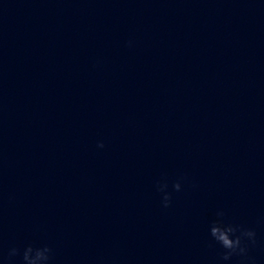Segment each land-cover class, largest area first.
Wrapping results in <instances>:
<instances>
[{"label":"clouds","instance_id":"obj_1","mask_svg":"<svg viewBox=\"0 0 264 264\" xmlns=\"http://www.w3.org/2000/svg\"><path fill=\"white\" fill-rule=\"evenodd\" d=\"M98 147L103 148L104 144L101 142ZM172 188L174 191L179 192L181 183H174ZM167 189L168 184L166 182L158 185V191L162 193V205L165 208L170 206L172 199V195ZM217 217L218 219L214 220L209 226V234L224 250L221 259L227 261L233 256H245L248 252V242L255 243V231L225 222L222 211L217 213ZM17 256L21 258V264H49L52 249L47 245H28L22 251L19 248H11L8 252L9 260Z\"/></svg>","mask_w":264,"mask_h":264}]
</instances>
